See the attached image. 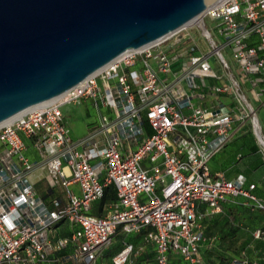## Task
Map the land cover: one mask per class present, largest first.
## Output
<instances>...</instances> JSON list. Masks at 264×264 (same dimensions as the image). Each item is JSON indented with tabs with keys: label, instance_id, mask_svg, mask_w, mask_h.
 I'll use <instances>...</instances> for the list:
<instances>
[{
	"label": "built area",
	"instance_id": "2783aa9c",
	"mask_svg": "<svg viewBox=\"0 0 264 264\" xmlns=\"http://www.w3.org/2000/svg\"><path fill=\"white\" fill-rule=\"evenodd\" d=\"M212 55L223 73L214 68ZM245 83L253 85L257 106ZM220 94L232 98L236 110L206 104ZM88 98L98 121L73 138L62 106ZM261 107L264 0H218L200 18L124 51L50 102L0 125V264H95L118 229L124 234L147 229L143 239L153 245L155 264H168L171 252L200 264L201 245L210 239L198 202L214 213L229 197H242L264 210L257 184L242 174L227 179L209 169V160L247 123L264 148ZM29 149L34 159L24 154ZM40 167L47 170L50 189L60 192L49 200L31 181ZM110 186L115 199L104 214H93L92 203ZM62 222L70 235L51 240ZM254 236H264V225ZM68 245L70 254L54 255ZM131 251L132 244L125 243L112 263L124 264Z\"/></svg>",
	"mask_w": 264,
	"mask_h": 264
},
{
	"label": "water",
	"instance_id": "95a60500",
	"mask_svg": "<svg viewBox=\"0 0 264 264\" xmlns=\"http://www.w3.org/2000/svg\"><path fill=\"white\" fill-rule=\"evenodd\" d=\"M218 0H0V125Z\"/></svg>",
	"mask_w": 264,
	"mask_h": 264
},
{
	"label": "rangeland",
	"instance_id": "374dc122",
	"mask_svg": "<svg viewBox=\"0 0 264 264\" xmlns=\"http://www.w3.org/2000/svg\"><path fill=\"white\" fill-rule=\"evenodd\" d=\"M213 24L214 21H211L208 18L206 19V25L208 27H211ZM193 35H195L196 40H203L200 31L194 30ZM203 45L204 50H207L206 43H203ZM210 61L218 73L224 72L222 66L218 62L217 56L212 55ZM248 96H250V93H248ZM254 104L256 106L258 105L255 102ZM62 111L65 115V122L67 123L73 138L82 136L86 132L85 130L88 126L95 124L98 121V109L89 98L75 103H67L62 106ZM258 116L259 123L262 127V134L264 136L263 107L260 108ZM241 131L244 132L245 136L243 139L246 141L251 135H254L250 123L244 125ZM255 141L258 149L264 150V148H259L256 138ZM24 154L32 159L35 158L31 149L25 151ZM260 154L263 157L262 152ZM143 165H145V162ZM45 180L48 181L46 176ZM73 187L77 188V186ZM110 188H113V186H110ZM160 188L161 183L158 182L156 186L157 192ZM45 195L46 194L44 193V196ZM262 196H264V188ZM101 204V197L92 203V205L96 207H100ZM201 223L204 232L216 237L212 245L206 250L208 256L214 257V264H230L234 260L247 261L248 263L250 262L253 264H264V236H254V231L258 228H262L264 225V211L261 212L254 208L249 201L241 197H232L222 203L220 211L214 213L208 212V210L204 211L202 213ZM63 226V222L56 226L49 235L51 240H56L58 237L62 236V233L60 235V230ZM146 230L147 229H143L141 232H138L133 237L129 238V235L122 233L120 229H118L116 234L112 237L111 243L102 250V254L107 259H103L95 264H113L109 258L112 254L118 251L121 244L123 247L125 243L132 244V251L128 260L124 264H154L153 250L149 243L143 239V234ZM70 232L71 230L68 228L65 231V237L69 236ZM124 239L125 243H122ZM72 251L73 247L68 245L64 250L55 251L54 255L62 253L67 255ZM62 264L71 263L64 261Z\"/></svg>",
	"mask_w": 264,
	"mask_h": 264
},
{
	"label": "crops",
	"instance_id": "0c3cea01",
	"mask_svg": "<svg viewBox=\"0 0 264 264\" xmlns=\"http://www.w3.org/2000/svg\"><path fill=\"white\" fill-rule=\"evenodd\" d=\"M208 83H213L212 80H207ZM250 83L244 84V89L248 95L250 93V96H248L253 102L256 103L253 99V89ZM255 86V85H254ZM220 103H222L227 109L236 110V103L232 100L228 95L220 94V95H213L211 96L207 101V105H213L218 106ZM65 117V115H64ZM94 124L87 127L85 130L86 132L88 129H90ZM242 130V129H241ZM238 131L231 137L230 141L227 143V145L222 148L217 154H215L210 160H209V169L212 173L220 172L223 174V176L227 179H234L237 175L242 174L245 176L246 181L248 183H255L257 184V188L255 189V193L258 196H262L263 194V180H264V162L263 157L261 156L260 149H258L255 141L254 135H251L249 139L246 141L243 139L245 136L244 132ZM85 132V133H86ZM84 133V134H85ZM45 174V175H44ZM45 176L47 177L48 181L45 180ZM31 181L33 182V186L37 192L38 195L43 197L44 199H50L52 196L60 194V192L56 189H50L49 186V178L48 173L45 167L36 168L30 175ZM44 193L46 194L44 196ZM232 198L229 197L228 200ZM242 198V197H241ZM109 207H91V212L95 215H102L108 210ZM207 206L204 203H197V211L200 213H203L204 211H207ZM262 212V211H261ZM201 222V221H200ZM64 226L60 230V235L62 233V236H65V231L69 228L68 223L63 222ZM66 223V225H65ZM202 226V223H201ZM203 229V227H202ZM204 232V230H203ZM136 233H129L126 235H129L133 237ZM140 235V234H139ZM204 235L210 239V241H205L201 245V253H202V261L200 264H214L215 262L213 260L214 257L208 256L206 254V250L212 245V243L215 240V236L208 235L206 232H204ZM142 236V235H141ZM128 239V238H127ZM122 243H125V239L122 241ZM153 250V262L155 264L154 259V248L153 245L149 243ZM122 248V244L118 251ZM116 253V252H115ZM114 253V254H115ZM112 254V255H114ZM111 255V257H112ZM111 257L109 259H111ZM107 259L105 256L101 253L96 263L99 261ZM188 264L185 260L182 259V257L175 252H171L169 254V262L168 264ZM53 264V263H50Z\"/></svg>",
	"mask_w": 264,
	"mask_h": 264
},
{
	"label": "trees",
	"instance_id": "16d2710c",
	"mask_svg": "<svg viewBox=\"0 0 264 264\" xmlns=\"http://www.w3.org/2000/svg\"><path fill=\"white\" fill-rule=\"evenodd\" d=\"M102 198V204L100 207H105L106 205H108L111 201H113L115 199V192H114V188H106L104 194L101 196ZM259 211H264V210H260Z\"/></svg>",
	"mask_w": 264,
	"mask_h": 264
},
{
	"label": "bare ground",
	"instance_id": "6f19581e",
	"mask_svg": "<svg viewBox=\"0 0 264 264\" xmlns=\"http://www.w3.org/2000/svg\"><path fill=\"white\" fill-rule=\"evenodd\" d=\"M197 18H195V19H193V20H196ZM57 96H55V97H52V98H50V99H48L47 101H44V102H42V103H40V104H35V105H33V106H31V107H29V108H27V109H25L24 111H22V112H20V113H18L17 115H15L14 117H12V118H10V119H8V120H6L5 122H3L1 125H4V124H8V123H11L13 120H15L17 117H19V116H22L25 112H27L29 109H31V108H33V107H36V106H39V105H43V104H46V103H48V102H50L51 100H53L54 98H56ZM257 133L258 134H260V132L259 131H257ZM262 137V136H261Z\"/></svg>",
	"mask_w": 264,
	"mask_h": 264
}]
</instances>
